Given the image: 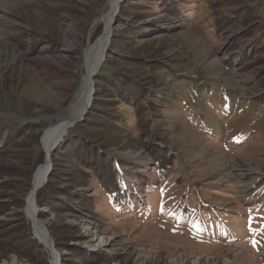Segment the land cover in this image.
Segmentation results:
<instances>
[{
	"label": "rangeland",
	"instance_id": "374dc122",
	"mask_svg": "<svg viewBox=\"0 0 264 264\" xmlns=\"http://www.w3.org/2000/svg\"><path fill=\"white\" fill-rule=\"evenodd\" d=\"M163 3H120L86 119L72 124L52 151L58 177L51 181L73 191H57L64 206L34 200L48 248L25 211L45 159L40 141L79 87L106 5L0 0V264H40L42 252L49 264L53 253L58 264H264V0ZM218 8L225 17L220 32L213 19ZM250 13L255 30L245 33ZM123 77L156 94L158 106L146 115L152 140L173 156L168 169L154 167L132 105L112 91ZM8 129L14 132L3 141ZM80 135L112 162L119 186L130 191L125 201L106 195L89 168L61 151ZM41 153L26 180L22 171ZM82 196L95 205L85 208ZM88 233L105 245L93 248Z\"/></svg>",
	"mask_w": 264,
	"mask_h": 264
},
{
	"label": "trees",
	"instance_id": "16d2710c",
	"mask_svg": "<svg viewBox=\"0 0 264 264\" xmlns=\"http://www.w3.org/2000/svg\"><path fill=\"white\" fill-rule=\"evenodd\" d=\"M170 4H171V0H164L163 5H170ZM218 10L219 8L213 11V15H214L213 19H214V25L216 28V32H220V30L223 28L222 26H224L225 24L223 23L224 22L223 19L225 17L219 16V15L217 16L216 14V12L218 13ZM233 16L234 15H230L228 16L229 18H226L225 20L229 21L231 18H233ZM245 17L246 18L243 20V23H242L243 28L245 29V33L254 32L255 28L252 27V24L256 18L253 16V14L251 15L247 14ZM240 37H242L241 34H239V38ZM243 39H245V37H243ZM37 41L38 40H35L36 43H38ZM149 70H150V66H149ZM112 91L114 94H116L117 99L126 101L132 105V108L135 112L134 126L138 132L139 138L141 139L147 138L150 141L147 144L143 143L144 145L143 147L145 150H147L148 155L153 160L154 167L159 171L168 169L173 163V156H170L168 154V151L166 150L165 147L160 146L157 141L152 140L153 134L151 130V118H149L150 116L146 115V112L153 111L158 106L156 104L157 100L154 99L153 97L156 95L155 92L150 90L148 86H143L137 78L134 79L130 77L129 78L123 77L122 80L119 82L113 81ZM90 110H93V108H90ZM85 117H86V114L84 115L83 120L77 122L78 126L81 125L85 121L86 119ZM82 126L84 127V125ZM4 131L5 129L3 128L0 130V140H1V135ZM13 132L14 131L12 129H8L7 130L8 134L3 139V141L4 140L9 141V138ZM89 141H90L89 138L86 137L85 135L75 136L73 140L69 141L66 145H64L63 148L61 147L62 149L61 148L60 149L62 152L64 151L70 152L76 159H78L80 163H83V165L86 168H89L88 170L90 171L91 175L98 178L99 184L103 188V192L106 195L113 198L117 202L125 201L128 198L130 191L127 188L119 186V181L116 179L114 172L111 169L112 162H110V164L108 163V160L102 154V151H100L99 153L94 152V150H92V148H90V146L88 145V143H90ZM42 161H43V155L41 153L39 154L36 160L32 161L31 166L28 170L22 171L23 176L25 177L26 180L30 179L32 175V171L34 167L36 166V164L37 163L40 164L42 163ZM90 161H94L93 164H90L89 163ZM82 171H83L82 169H79V172H82ZM56 177H58V174L52 170L49 175V180L38 189L36 193L38 204H41L42 202H47V204L49 202L50 204H52V201L54 199L58 201V203L60 202L62 206L66 204L64 199L58 198L57 191L61 190L62 192L67 193L68 195H71L73 188L72 187L71 188L61 187L60 185L56 184L54 181L52 182L51 180ZM77 177L78 176H73L72 178L75 180L77 179ZM84 184H86V182ZM89 200L90 199L88 198V196L81 197V203L85 208H91L95 205L94 203L96 200H94L93 203H89L88 202ZM50 234L52 235L54 240H57L58 236L59 237L61 236L59 235V233L57 234V231L53 228L50 229ZM31 244H32L33 249L35 250L37 249L39 250V247L41 246L40 244H36V240L34 239L31 242ZM55 244H56V241H55ZM99 260L103 261L106 259L105 257L104 258L102 257V258H99ZM48 261H49V255L46 252L45 253L42 252L40 264H49ZM36 264H39V263L36 262Z\"/></svg>",
	"mask_w": 264,
	"mask_h": 264
},
{
	"label": "bare ground",
	"instance_id": "6f19581e",
	"mask_svg": "<svg viewBox=\"0 0 264 264\" xmlns=\"http://www.w3.org/2000/svg\"><path fill=\"white\" fill-rule=\"evenodd\" d=\"M106 9L104 16L101 18L103 22V29L101 36L96 42L95 47L90 53L84 54L85 71L81 77L79 87L69 105L66 108L65 114L57 118V122L49 125L43 132L41 137V146L45 153L43 165L34 173L31 183V189L27 197L26 212L29 219L33 223L38 239L42 244L48 248H52L51 238L46 230V226L42 221H39L35 215L34 200L38 189L44 184L45 179L48 177L49 166L51 162V155L54 148L57 147L58 142L63 138L66 131L71 127L72 123L83 120L84 115L88 111L87 106L92 101V87L94 88V76L101 67L105 58V49L110 40L113 30V19L117 15V9L120 6V0H105ZM104 8V7H103ZM103 11V10H102ZM98 19V18H97ZM100 20V21H101ZM99 21V20H98ZM99 21V22H100ZM82 117V119H80ZM76 119H80L74 122ZM62 147V146H61ZM60 147V148H61ZM32 225V224H31ZM90 233V232H89ZM88 233V234H89ZM88 242L95 249L101 248L105 245L106 241L96 233L88 236ZM157 249V248H156ZM51 252V251H50ZM208 255V253H207ZM212 257V256H211ZM205 258V257H204ZM195 264L199 259L194 260ZM199 263V262H198ZM16 264V263H12ZM52 264H56V258L53 253Z\"/></svg>",
	"mask_w": 264,
	"mask_h": 264
},
{
	"label": "water",
	"instance_id": "95a60500",
	"mask_svg": "<svg viewBox=\"0 0 264 264\" xmlns=\"http://www.w3.org/2000/svg\"><path fill=\"white\" fill-rule=\"evenodd\" d=\"M123 1H124V0H120V3L123 2ZM118 8H119V7H118ZM117 10H118V9H117ZM116 13H117V12H116ZM114 21H115V20H114ZM105 50H106V49H105ZM91 94H93V87H92V93H91ZM89 104H90V102H89ZM89 106H90V105H88L87 108H89ZM86 112H87V111H86ZM80 119H82V117H81ZM80 119H76L74 122H76V121H78V120H80ZM72 124L74 125V123H72ZM73 125H72V126H73ZM50 171H51V165L49 166V172H50ZM49 172H48V174H49ZM46 181H47V179H45L44 182H46ZM45 231H46V230H45ZM56 264H58V263H56Z\"/></svg>",
	"mask_w": 264,
	"mask_h": 264
}]
</instances>
